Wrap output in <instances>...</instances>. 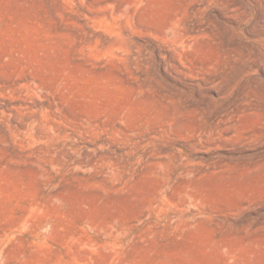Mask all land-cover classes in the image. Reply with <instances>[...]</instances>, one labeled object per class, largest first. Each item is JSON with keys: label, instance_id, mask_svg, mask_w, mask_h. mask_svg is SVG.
Returning a JSON list of instances; mask_svg holds the SVG:
<instances>
[{"label": "rangeland", "instance_id": "1", "mask_svg": "<svg viewBox=\"0 0 264 264\" xmlns=\"http://www.w3.org/2000/svg\"><path fill=\"white\" fill-rule=\"evenodd\" d=\"M0 264H264V0H0Z\"/></svg>", "mask_w": 264, "mask_h": 264}, {"label": "bare ground", "instance_id": "2", "mask_svg": "<svg viewBox=\"0 0 264 264\" xmlns=\"http://www.w3.org/2000/svg\"><path fill=\"white\" fill-rule=\"evenodd\" d=\"M1 251V250H0Z\"/></svg>", "mask_w": 264, "mask_h": 264}]
</instances>
